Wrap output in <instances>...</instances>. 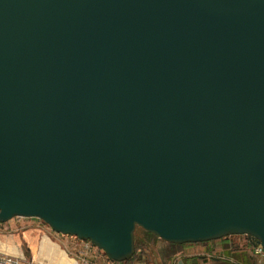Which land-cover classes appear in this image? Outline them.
<instances>
[{"label": "water", "instance_id": "obj_1", "mask_svg": "<svg viewBox=\"0 0 264 264\" xmlns=\"http://www.w3.org/2000/svg\"><path fill=\"white\" fill-rule=\"evenodd\" d=\"M112 262L136 227L264 252V0H0V223Z\"/></svg>", "mask_w": 264, "mask_h": 264}, {"label": "rangeland", "instance_id": "obj_2", "mask_svg": "<svg viewBox=\"0 0 264 264\" xmlns=\"http://www.w3.org/2000/svg\"><path fill=\"white\" fill-rule=\"evenodd\" d=\"M236 236L239 235H230V241L236 242L238 238ZM39 242L41 248L46 246L44 258L47 263L41 258H37ZM55 244L59 247V251ZM89 244V242L87 244L72 236L55 233L48 225L36 218L13 217L0 223V248L2 245L11 249L14 247L24 259L32 261L31 259L34 258L41 264H51L52 262L55 264H112L106 260L102 251ZM162 247L163 245L159 242L155 245V249L158 250ZM183 250L186 253L197 254L200 253V246H186ZM9 252V250L6 251V253ZM148 264H160L153 250Z\"/></svg>", "mask_w": 264, "mask_h": 264}, {"label": "trees", "instance_id": "obj_3", "mask_svg": "<svg viewBox=\"0 0 264 264\" xmlns=\"http://www.w3.org/2000/svg\"><path fill=\"white\" fill-rule=\"evenodd\" d=\"M228 237L229 236L221 237L206 242L174 244L163 242L153 234L136 227L133 231V253L127 260L119 263L148 264L150 254L153 250L158 257L160 264H171L178 255H181L184 258V262H190V264H200L201 256H203L202 258L204 260L218 261L221 262V264H236L238 262L231 257L232 250ZM158 242L163 245L159 250L155 249V245ZM186 246H200V253H186L183 250ZM242 256H244L243 259L245 260V264H252L250 255L243 254ZM106 260L110 263H114L107 257Z\"/></svg>", "mask_w": 264, "mask_h": 264}, {"label": "crops", "instance_id": "obj_4", "mask_svg": "<svg viewBox=\"0 0 264 264\" xmlns=\"http://www.w3.org/2000/svg\"><path fill=\"white\" fill-rule=\"evenodd\" d=\"M236 237H238L236 242L230 241V239L228 237L229 243L231 245V250H232L231 257L233 260L235 259L238 263L245 264L244 263L245 260L243 259L244 256H242V255L246 254L248 256L250 255L252 264H264V257L258 258V257H255L252 255V253H251L252 244L248 242V239L246 236L239 235ZM45 248H46V246L41 248L40 242H39L38 249H37V254H38L37 258L38 257L41 258V260H44V262H46V260L44 258L45 257L44 256L45 255L44 249ZM0 249H3V250H0V252H3V253H6V251L9 250L10 252L7 254H10V255H22L20 252L18 253L17 250L14 249V247H12V249H11L10 247L8 248V246L2 245ZM56 249H58V251H59V247L57 245H56ZM202 257L203 256L200 257V264H221V262H218V261L204 260ZM31 260H32L31 262L33 264H41L39 261L37 262L36 260H34V258H32ZM28 261H30V260H28ZM238 263H236V264H238ZM51 264H55V263L52 262ZM171 264H190V262H184V258L181 255L180 256L178 255L171 262Z\"/></svg>", "mask_w": 264, "mask_h": 264}, {"label": "built area", "instance_id": "obj_5", "mask_svg": "<svg viewBox=\"0 0 264 264\" xmlns=\"http://www.w3.org/2000/svg\"><path fill=\"white\" fill-rule=\"evenodd\" d=\"M85 242L88 244V241ZM85 248H87V246H85ZM251 253L253 256L258 258L264 257V252L258 244H252ZM0 264H32V262L24 259L22 255H10L7 253L0 252ZM112 264H120V263L114 262Z\"/></svg>", "mask_w": 264, "mask_h": 264}, {"label": "flooded vegetation", "instance_id": "obj_6", "mask_svg": "<svg viewBox=\"0 0 264 264\" xmlns=\"http://www.w3.org/2000/svg\"><path fill=\"white\" fill-rule=\"evenodd\" d=\"M247 239H248V242H249V243H251V244L254 243V240H253L252 238H248V237H247Z\"/></svg>", "mask_w": 264, "mask_h": 264}]
</instances>
